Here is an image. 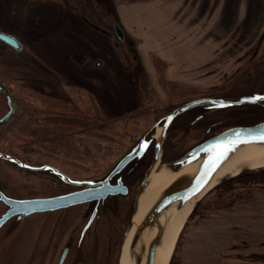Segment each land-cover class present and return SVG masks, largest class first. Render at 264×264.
<instances>
[{
    "label": "rangeland",
    "instance_id": "obj_1",
    "mask_svg": "<svg viewBox=\"0 0 264 264\" xmlns=\"http://www.w3.org/2000/svg\"><path fill=\"white\" fill-rule=\"evenodd\" d=\"M193 2L0 0V30L23 44L17 52L0 41V72L16 105L14 116L0 126V153L92 180L107 175L142 138L152 139L162 127L152 147L162 144L160 164L168 165L207 138L204 122L192 125L189 117L178 118L164 130L161 120L169 113L200 98L264 94V41L258 38L262 24H212L210 32L207 20L195 27ZM81 15L108 28L122 18L125 41L115 35L104 38L87 27ZM171 15H182L176 27L168 23ZM70 52L87 55L89 64L80 68ZM97 61L102 65L95 68ZM42 82L45 93L39 89ZM244 107L213 115L217 126L211 133L256 121L235 119L243 113L254 111L264 120V108ZM6 112V99L0 94V118ZM0 190L11 198L30 199L60 194L70 186L51 171H28L0 158ZM221 190L213 189L198 202V212L189 217L170 264H253L249 259L254 255L246 249L253 241L245 236L229 239L225 232L205 230L199 240H186L193 237L185 228L249 202L264 188H245L246 199L214 210ZM135 195L107 200L83 236L92 210L87 205L9 220L0 229V264H58L65 246L71 250L64 264H119ZM6 209L0 201V216ZM237 228L231 232L244 233ZM229 252L233 261H226Z\"/></svg>",
    "mask_w": 264,
    "mask_h": 264
},
{
    "label": "water",
    "instance_id": "obj_2",
    "mask_svg": "<svg viewBox=\"0 0 264 264\" xmlns=\"http://www.w3.org/2000/svg\"><path fill=\"white\" fill-rule=\"evenodd\" d=\"M115 29L118 37L121 40H123L124 32L122 28L119 26V24L117 23L115 24ZM0 41L7 44L17 52L22 51L23 46L21 42L17 39V37L1 30H0ZM0 94L5 97L7 103V112L0 118V126H2L6 124L14 116L16 111V105L10 90L1 81H0ZM257 96L264 97V94L256 93L250 96H239V97H231V98H201L198 100L188 102L180 106L179 108L175 109L166 116L167 121L164 125V130L168 127L171 121L174 118H176L178 115L199 105L211 104L214 109H223V108L241 106V105L253 106V105L262 104L264 106V102L251 100V98ZM261 132H264V121L256 123L254 125L236 126L229 128L211 137L210 139L200 143L199 145L195 146L193 149L188 151L179 159L168 164L169 168H176L175 171H178L184 167L187 161H191L201 157L204 158L203 166L195 176H187V175L179 176L163 191L160 198L154 204L152 209L146 214L144 220H141L140 222L137 223H135L134 220L131 221L130 227L128 229V233L130 231H133V236L131 239V248H134L137 242L140 240V238L143 235H145L146 247H147L145 264H155L157 258V250L164 234L166 223L161 218H158V216L160 214L163 215L166 208L169 207L173 202L178 200L187 201L190 198H192L196 193L203 190L214 178L217 171L225 164V162H227L236 153V151L241 147V145L264 143V141L252 139L253 136L259 135ZM237 133H240V135L237 136L236 135ZM231 140H240V141H248V142L238 143L236 145H233L232 146L233 150L228 152L224 158L218 160L217 156L221 151H223V149L220 148L213 149V146L221 142L227 143L228 141ZM144 143L148 144L145 137L142 138L140 142L137 143L125 156H123L122 159L117 163V165L111 171V173L104 180L100 182L73 180L69 176H67L63 171L51 165L31 166L25 164L24 162L8 154L0 153V158L18 164L19 166H21L22 168L28 171H32V172L51 171L54 175L59 176L61 178V181H63L66 184L85 187V189L83 190L68 194L50 196V197L30 198V199L11 198L5 195L0 190V201L7 207L6 211L0 216V229L9 220L13 218H16L17 220H21L38 213L53 212L61 209L70 208L76 205L91 203L94 201L97 202L104 201L109 196L127 195L128 189L126 186L123 185L121 180H119L116 185H112L111 180L113 177L121 173V171L129 163H131L135 159H140L144 155V153L147 150L141 148V145ZM208 149H213V150L209 151ZM160 154H161V143L158 142L156 145L154 159L148 171L146 172L140 186L138 187L134 198L133 218L137 212L139 198L143 192V189L147 186L148 179L152 170L155 168L156 164L159 161ZM250 170H254L252 166L245 167L238 174L224 178L219 182V184L228 178H233L237 175H240ZM201 181H207V183L203 184V186L200 187L199 191H195L198 184H200ZM184 191H188V192H185L184 194ZM175 193H180V194L177 195V197L175 198L173 197L167 198L168 196ZM94 217H95V212L93 213L89 222L87 223L84 232L89 228ZM68 252H69V246L65 247V249L63 250V253L60 257L58 264L64 263L68 255Z\"/></svg>",
    "mask_w": 264,
    "mask_h": 264
},
{
    "label": "bare ground",
    "instance_id": "obj_3",
    "mask_svg": "<svg viewBox=\"0 0 264 264\" xmlns=\"http://www.w3.org/2000/svg\"><path fill=\"white\" fill-rule=\"evenodd\" d=\"M161 133L162 127H158L155 138L160 139ZM203 163L204 158H197L187 161L181 170L175 171L176 168H169L168 165L160 164L159 160L139 198L137 212L133 218L134 222L137 223L145 219L146 214L152 209L163 191L174 180L182 175L195 176L203 166ZM248 166H252L253 169L264 167V143L241 145L236 153L217 171L214 178L203 190L187 201L178 200L173 202L166 208L163 215L160 214L158 216V218L165 221L166 226L157 250L155 264H170L178 238L198 202L215 188L221 180L238 174ZM185 192L188 191H184V194ZM179 194L175 193L167 198H175ZM132 236L133 231L127 233L119 264H145L147 253L145 235L140 238L134 248H131Z\"/></svg>",
    "mask_w": 264,
    "mask_h": 264
},
{
    "label": "crops",
    "instance_id": "obj_4",
    "mask_svg": "<svg viewBox=\"0 0 264 264\" xmlns=\"http://www.w3.org/2000/svg\"><path fill=\"white\" fill-rule=\"evenodd\" d=\"M193 3L195 15H193L192 21L195 23V27H201L203 20H207L209 26L212 24H228L235 22L237 25H240V28H243L244 25L247 28L251 23H261L262 25L258 31V38L264 41V0H194ZM180 16L171 15V19L168 20V23H174L176 27V25L181 22ZM178 17L180 18L179 20ZM119 24L124 30L126 26L122 18L119 19ZM212 28V26L209 27L210 32L213 31ZM246 35L245 33V36ZM167 56H169V54ZM170 77L172 76L169 71L167 72V78L170 79ZM259 195H261V197H259ZM248 201L249 202L240 203L230 209L221 210L215 214L204 217L206 219H204L203 222L189 224L190 226L185 228L188 229L186 230V234L189 236L192 235L193 239L187 238V242L188 240L189 242L192 240L194 242L199 240V238L203 236L202 233L205 230L211 232L214 230L225 232L223 233L224 238L229 237V239H234L235 235L237 238L245 236L247 241H250V239L253 241V244L246 248L249 253L254 255V258L249 259L251 263L264 264V191L260 190L259 193L252 194ZM259 203L263 205L261 206ZM242 204H244V206ZM253 204H257V206ZM218 215L225 216L215 222L211 221L216 220L215 218H217L216 216ZM250 215H253L252 217H254V219H251L252 217H250ZM250 220L252 221L250 222ZM234 226L238 227V231L244 233L237 235L231 232ZM243 240L244 239H241V243ZM243 246L246 247L242 244V249H244ZM227 254L226 261H228V259L233 261L234 257H231L233 253L230 254L229 252Z\"/></svg>",
    "mask_w": 264,
    "mask_h": 264
},
{
    "label": "flooded vegetation",
    "instance_id": "obj_5",
    "mask_svg": "<svg viewBox=\"0 0 264 264\" xmlns=\"http://www.w3.org/2000/svg\"><path fill=\"white\" fill-rule=\"evenodd\" d=\"M80 9V8H79ZM81 21L85 24V25H87V27H89V28H91V29H93L95 32H97V33H99L101 36H103L104 38H108V39H110V37L111 36H114L115 35V37L118 39V41H120V42H124L125 41V35H124V39L123 40H121L119 37H118V35H117V33H116V29H115V24H116V21L115 22H113V24H112V26H110L109 28L108 27H105V26H102L101 24H99V23H95L94 21H92V19L91 18H89V17H87V16H83V15H81ZM81 35V38H82V40H83V37H82V34H80ZM69 56H70V58L72 59V60H75V64L77 65V66H79L80 68H83V67H85V66H87L88 64H89V60H88V58H87V55L86 56H84V55H82V54H78V53H76V52H70V54H69ZM99 64V65H98ZM102 65V62L101 61H97L96 63H95V68H97V67H100ZM81 84V83H80ZM71 86V85H70ZM75 86V85H74ZM85 87H87V86H85ZM88 88V87H87ZM88 91V90H87ZM89 92V91H88ZM207 98H213V97H207ZM219 98H221V97H219ZM222 98H225V97H222ZM241 106H245L246 108H250L251 110H253V109H258V108H261V109H263L264 108V106L262 105V104H258V105H253V106H251V105H241ZM241 106H234V107H228V108H223V109H214L213 107H212V105L211 104H205V105H199V106H195V107H193V108H191V109H189V110H187V111H185V112H183V113H181L180 115H178L176 118H174L172 121H171V123L168 125V127H167V129H170V128H172L173 127V125H174V123H175V121L176 120H178V118H184L183 120H186V118L187 117H189L190 118V121H191V123L190 124H192V125H198V123H203V124H205L206 126H207V128H206V137L207 138H205L203 141H201V142H198L197 144H195L193 147H191L188 151H190L191 149H193L195 146H197V145H199L200 143H202V142H204V141H206V140H208V139H210L211 137H213V136H215V135H217V134H219V133H221V132H223V131H225V130H227V129H229V128H232V127H236V126H232V127H228V128H226V129H224V130H222V131H219V132H216V131H214V133H211L215 128H216V126H217V121L214 119V116L213 115H215V114H217L218 112H222V111H225V112H227V111H229V110H233V109H236V108H240ZM244 107V108H245ZM179 108V107H178ZM177 109V108H176ZM166 117H164L162 120H161V123H163V125H165V123H166ZM238 126H240V125H238ZM148 135H151V134H149L148 133ZM152 139H147V137L145 138L146 140H147V142H148V147H147V150H146V152L144 153V155L140 158V159H135L134 161H132L131 163H129L122 171H121V173H119L118 175H116L115 177H113L112 178V180H111V184L112 185H116L117 183H118V181L119 180H121V182L123 183V185L124 186H126L127 187V189H128V194L127 195H125V196H128L130 193H136V191H137V189H138V187L140 186V184H141V182H142V180H143V178H144V176H145V174H146V172H147V170L149 169V167H150V165H151V163H152V161H153V159H154V155H155V150H156V145H155V147H154V149H153V147H152V142L154 141L153 139L155 138V135H153L152 137H151ZM132 149V148H131ZM130 149V150H131ZM187 151V152H188ZM161 152H162V144H161ZM186 152V153H187ZM185 153V154H186ZM126 155V154H125ZM124 155V156H125ZM184 155V154H183ZM182 155V156H183ZM162 156V153L160 154V157ZM182 156H179L178 158H175L173 161H175V160H177V159H179L180 157H182ZM122 159V158H121ZM120 159V160H121ZM119 160V161H120ZM118 161V162H119ZM173 161H171V162H173ZM117 162V163H118ZM117 163L115 164V166L117 165ZM114 166V167H115ZM114 167L112 168V170L114 169ZM112 170H110V172L107 174V175H105L104 177H102V178H96V179H75V178H73V177H70L69 175H67V176H69L71 179H73V180H77V181H92V182H100V181H102V180H104L110 173H111V171ZM56 176V178H58L60 181H61V178L59 177V176H57V175H55ZM63 182V181H62ZM64 183V182H63ZM64 184H66V183H64ZM66 185H68V186H70V190H68V191H66V192H63V193H60V194H56V195H53V196H58V195H63V194H68V193H72V192H76V191H80V190H83V189H85V187H81V186H73V185H69V184H66ZM135 188H136V190H135ZM124 195H116V196H109V197H107V199H105L104 201H100V202H97V201H94V202H91V203H85V204H81V205H87V207L89 208V209H92L91 210V214H90V216H89V218H88V221H87V223L89 222V220H90V218H91V216L93 215V213L95 212V217H94V219H93V221H92V223H91V225L93 224V222H94V220L97 218V216H98V213H99V211H100V208H101V206H103L104 205V203L107 201V200H109V199H112V198H120V197H123ZM76 206H80V205H76ZM73 207H75V206H73ZM73 207H70V208H73ZM70 208H66V209H70ZM61 210H65V209H61ZM57 211H60V210H57ZM54 212V211H53ZM87 223H86V225H87ZM86 225H85V227H86ZM90 225V226H91ZM90 226H89V228H90ZM88 228V229H89ZM85 229V228H84ZM85 232H83L82 234H81V236H83V234H84ZM65 247H67V246H65ZM65 249V248H64ZM63 249V250H64ZM70 250H71V246L69 247V252H70ZM69 252H68V255H69ZM62 253H63V251H62ZM62 253H61V255H62ZM61 255H60V257H61ZM68 255H67V257H68ZM67 257H66V259H67ZM65 259V260H66ZM59 260H60V258H59ZM64 263H65V261H64ZM63 263V264H64Z\"/></svg>",
    "mask_w": 264,
    "mask_h": 264
},
{
    "label": "trees",
    "instance_id": "obj_6",
    "mask_svg": "<svg viewBox=\"0 0 264 264\" xmlns=\"http://www.w3.org/2000/svg\"><path fill=\"white\" fill-rule=\"evenodd\" d=\"M116 23L118 24L117 21H116ZM35 74H36V76L39 77V75L37 73H35ZM75 76L78 78L79 74L76 73ZM0 80H1V82H3L6 85L5 81L3 80V76H2L1 72H0ZM40 86L41 87H39V89L41 90V92H44V93L47 92V91H45V89H46L45 83L42 82ZM33 91L36 92V90H34V89H33ZM11 93H12V91H11ZM241 115L242 116H240V115L235 116V119H237L238 121H242V119L244 117H246L245 120H252V121L256 120L254 123H251L248 125H253V124L258 123L260 121H264V120H258L259 119V117H257L258 114H257V112H254V111L248 112V113H243ZM240 123H243V122H239V125H240ZM235 126H238V125H235ZM250 187L264 188V168L259 169L257 171H250V172L242 173L240 175H237V176L223 182L219 186H216L215 188H213L215 190L218 188H222L221 192L217 196L218 197L217 200H219V201L217 202V205L215 206L216 208L214 210H216L218 208H230L237 200L242 199V198L246 199L247 196L242 195V193H243V190H245V188H250ZM236 189H239V191H238L239 193L233 194L232 196H230L228 198L225 197L226 193L233 192ZM230 195H231V193H230ZM199 203L195 206L190 217L194 216L198 212Z\"/></svg>",
    "mask_w": 264,
    "mask_h": 264
},
{
    "label": "snow or ice",
    "instance_id": "obj_7",
    "mask_svg": "<svg viewBox=\"0 0 264 264\" xmlns=\"http://www.w3.org/2000/svg\"><path fill=\"white\" fill-rule=\"evenodd\" d=\"M252 101H261V102H264V97H260V96H257V97H253L251 98ZM170 119V118H169ZM237 136L240 135V133H237L236 134ZM252 139L254 140H259V141H264V132H261L259 135H255L252 137ZM248 141H240V140H231V141H228L227 143H219L217 145H214L213 146V149L215 148H220V149H223V151H221L218 156H217V159H222L224 158L228 152L232 151L233 150V145H236L238 143H246ZM148 147V144L147 143H144L141 145V148L142 149H147ZM213 149H208L209 151L213 150ZM207 183V181H201L200 184H198L197 188L195 191H199L200 190V187L203 186V184ZM195 194V193H194Z\"/></svg>",
    "mask_w": 264,
    "mask_h": 264
}]
</instances>
